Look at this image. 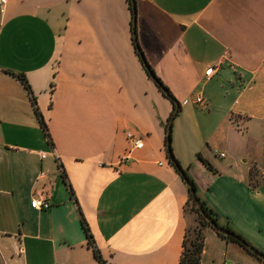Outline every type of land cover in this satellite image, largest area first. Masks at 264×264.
Segmentation results:
<instances>
[{"label": "crops", "instance_id": "0c3cea01", "mask_svg": "<svg viewBox=\"0 0 264 264\" xmlns=\"http://www.w3.org/2000/svg\"><path fill=\"white\" fill-rule=\"evenodd\" d=\"M135 8L137 43L180 104L174 158L218 224L264 253V118L247 105L264 96V0ZM171 111L134 51L126 0L0 4V264H97L95 249L104 264H178L192 217L165 149ZM43 184L50 206L35 210ZM202 232L199 264H264Z\"/></svg>", "mask_w": 264, "mask_h": 264}, {"label": "trees", "instance_id": "16d2710c", "mask_svg": "<svg viewBox=\"0 0 264 264\" xmlns=\"http://www.w3.org/2000/svg\"><path fill=\"white\" fill-rule=\"evenodd\" d=\"M127 1V5L131 14V40H132V45L134 48V51L137 55V57L139 58V61L143 67V70L145 71L146 75L149 77L148 73L150 72L151 74L154 75V81L153 83L155 84V86L157 87V89L161 92V94L163 96H165L171 103L172 105V111L169 115H172L173 110L176 108V112L173 114V118L178 114V112L180 111V104L178 103V101L173 97V95L171 94V92L169 91L168 87L156 76V74L154 73L153 69L151 68V66L147 63L138 43L136 40V37L134 38V34H136V28H135V22L132 24V18H136V8H134V10H132L131 4H130V0H126ZM19 80L21 81V83L23 84L24 88L30 92L29 89V85L27 84L25 78L22 75H16ZM35 113L38 116V121H39V125L43 131V133L45 134V136H49L48 135V131H47V127L44 123V121L42 120V118L40 117L39 112L37 111V109H34ZM168 118V119H169ZM168 121V120H167ZM164 129H166L167 126V122L163 125ZM171 148V147H170ZM166 149V146H165ZM199 157V159L201 160V162L210 170L212 171H216L212 165L205 159L201 158L199 155H197ZM176 163L179 165L178 161L175 159ZM170 163V162H169ZM171 164V163H170ZM172 167L174 168V170L177 172V174L181 177V179L183 180V182L186 185V189H187V204H190V211L193 212L196 215V218L198 220V224L200 226L199 229H192L189 231V229H186L183 241H182V251H181V255L179 258V262L178 264H199L200 263V257H201V250H202V241H203V233H202V229L206 226L211 227L210 225V220L217 222V214L215 213V211L210 208L205 201L201 200L198 196H197V190H196V186L193 182V180L188 176V174L184 171V175L186 178V181L183 179V177L179 174L177 168L171 164ZM179 167H181L179 165ZM182 168V167H181ZM187 182V183H186ZM190 187H192L195 191L196 194V198L200 203L201 206V210L199 209V207L196 206L190 192H189V188L188 185ZM218 223V222H217ZM81 226L83 228V231L86 235L87 238H91L87 224L85 223L84 219H81ZM221 226V225H220ZM226 229H228L233 235H224L220 232H217L216 230H214L212 227V229L215 231V233L225 239V240H230L233 241L235 243H237L239 246H241L243 249H245L248 253H250L251 255H253L255 258H257L259 261H261L254 253L250 252L247 250V246L252 247V249L254 251H259L258 249H256L255 247H253L248 241H246L239 233L235 232L234 230L223 226ZM264 254V253H263ZM94 256L95 259L97 260V264H104V262L102 261V259L100 258L98 252L96 251V249L94 250ZM264 263V261H261Z\"/></svg>", "mask_w": 264, "mask_h": 264}, {"label": "built area", "instance_id": "2783aa9c", "mask_svg": "<svg viewBox=\"0 0 264 264\" xmlns=\"http://www.w3.org/2000/svg\"><path fill=\"white\" fill-rule=\"evenodd\" d=\"M7 0H0V4H5ZM214 68L212 66L208 67L207 69H205L204 71V75L205 76H209L213 73ZM194 103H201V97L199 95H196L193 98ZM183 103H186V100L183 101ZM236 128H239L238 124H235ZM126 138L130 141L131 145L133 148H141L143 146V142L140 139V137L134 135L132 132L130 131H126ZM219 157H224V152H215ZM42 157H44V155H41ZM262 176L264 178V170L262 172ZM46 177V173L44 171H39L38 174L36 175V179L40 180ZM49 197H50V191L49 188L46 185H42L40 187H38L37 189L34 190L33 195L30 198L29 201V205L31 208L35 209V210H42V209H47L50 206V202H49ZM222 264H235L232 261H228V260H224L222 262Z\"/></svg>", "mask_w": 264, "mask_h": 264}, {"label": "water", "instance_id": "95a60500", "mask_svg": "<svg viewBox=\"0 0 264 264\" xmlns=\"http://www.w3.org/2000/svg\"><path fill=\"white\" fill-rule=\"evenodd\" d=\"M130 4H131V7H132V10H134V8H135V0H130ZM135 22V18H132V24ZM136 37V34H134V38ZM148 75H149V78L152 80V81H154V75L153 74H151L150 72L148 73ZM176 112V108L173 110V112H172V115L170 116V118L168 119V121H167V126H166V129H165V146H166V152H167V157H168V160H169V162L171 163V164H173L176 168H177V170H178V172H179V174L183 177V179L186 181V178H185V175H184V171H183V169L181 168V167H179V165L176 163V161H175V158H174V156H173V154H172V151H171V148H170V141H171V137H170V133H171V122H172V119H173V114ZM187 183V182H186ZM188 185V184H187ZM188 188H189V192H190V194H191V196H192V198H193V200H194V202H195V204H196V206L197 207H199V209L201 210V206H200V203H199V201L197 200V198H196V194H195V191H194V189L192 188V187H190L189 185H188ZM210 225H211V227L214 229V230H216L217 232H220V233H222V234H224V235H233L228 229H226L225 227H223V226H220L217 222H215V221H211L210 220ZM247 250L248 251H250V252H252V253H254L261 261H264V254L262 253V252H260V251H254L253 249H252V247H250V246H247Z\"/></svg>", "mask_w": 264, "mask_h": 264}, {"label": "rangeland", "instance_id": "374dc122", "mask_svg": "<svg viewBox=\"0 0 264 264\" xmlns=\"http://www.w3.org/2000/svg\"><path fill=\"white\" fill-rule=\"evenodd\" d=\"M252 95L251 98H249L247 105L249 106V110L254 114V118H260V116H263L264 118V96H262L259 91H255L250 93ZM254 97V98H253ZM166 98V97H165ZM167 99V98H166ZM168 100V99H167ZM261 101V102H259ZM262 120V119H261ZM264 120V119H263ZM187 212H190L191 216V222L190 225H188L189 231L192 229H199L200 226L198 224V220L196 218V215L190 211V204H187ZM193 219V220H192ZM207 228L211 229V227L206 226ZM203 233V232H202ZM230 243H233L232 245H238L237 243L228 240ZM241 249V248H240ZM242 253L246 256V258L252 260V261H257L256 258H254L253 255H251L248 252H245L243 249H241ZM235 259V258H234Z\"/></svg>", "mask_w": 264, "mask_h": 264}]
</instances>
